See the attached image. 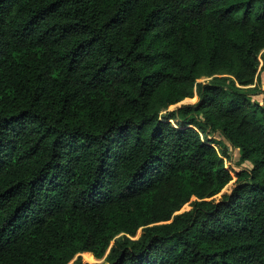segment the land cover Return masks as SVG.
<instances>
[{"label":"trees","instance_id":"trees-1","mask_svg":"<svg viewBox=\"0 0 264 264\" xmlns=\"http://www.w3.org/2000/svg\"><path fill=\"white\" fill-rule=\"evenodd\" d=\"M262 56L264 0H0V264H264Z\"/></svg>","mask_w":264,"mask_h":264},{"label":"rangeland","instance_id":"rangeland-1","mask_svg":"<svg viewBox=\"0 0 264 264\" xmlns=\"http://www.w3.org/2000/svg\"><path fill=\"white\" fill-rule=\"evenodd\" d=\"M258 71H259V80H260V84H259V87L257 89V93L253 94L252 95V99L254 101H257L258 103H261V104H264V56L261 57L260 59V65H259V68H258ZM210 80V78H202L200 79L199 81H202V82H208ZM198 100L197 96L194 95L192 98H189V99H183L182 101H180L179 103L175 104V105H171L169 106L168 108L166 109H163L161 108L159 110V115L160 116H164L166 111H169V110H172L174 109L175 107L177 106H180L182 104H192V103H195L196 101ZM171 123L173 125H177V121L176 120H171ZM216 137L217 138H220L221 140H223L226 144H228V141L224 140L223 137L217 133L216 134ZM230 155H231V162L227 159H225V166L230 169L231 168V173L233 174V172L235 171V169H232V167L234 168L236 166V164L239 163V152L238 150H231L230 151ZM242 167H250V163L247 162V161H242L239 163ZM233 181L234 179H232V181H230L224 188L221 192H225V191H229V189L233 186ZM220 195V193L215 197L217 198L218 196ZM191 208V204L190 202L186 203L180 211H183V210H187V209H190ZM140 234V229L137 231V234L135 237H138ZM82 259L84 262H87L89 264H94L96 262H100L102 261L103 259H96L95 257H93L91 254H84V256H82Z\"/></svg>","mask_w":264,"mask_h":264},{"label":"water","instance_id":"water-1","mask_svg":"<svg viewBox=\"0 0 264 264\" xmlns=\"http://www.w3.org/2000/svg\"><path fill=\"white\" fill-rule=\"evenodd\" d=\"M178 212H181V211H178Z\"/></svg>","mask_w":264,"mask_h":264},{"label":"crops","instance_id":"crops-1","mask_svg":"<svg viewBox=\"0 0 264 264\" xmlns=\"http://www.w3.org/2000/svg\"><path fill=\"white\" fill-rule=\"evenodd\" d=\"M89 253V252H88Z\"/></svg>","mask_w":264,"mask_h":264}]
</instances>
